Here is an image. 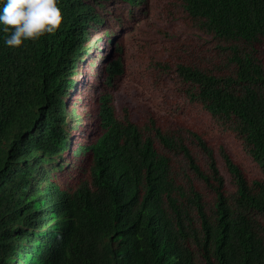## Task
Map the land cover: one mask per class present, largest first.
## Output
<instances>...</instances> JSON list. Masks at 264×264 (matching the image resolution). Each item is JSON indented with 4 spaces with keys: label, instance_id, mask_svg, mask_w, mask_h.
Here are the masks:
<instances>
[{
    "label": "trees",
    "instance_id": "trees-1",
    "mask_svg": "<svg viewBox=\"0 0 264 264\" xmlns=\"http://www.w3.org/2000/svg\"><path fill=\"white\" fill-rule=\"evenodd\" d=\"M58 5L0 32V264H264V0Z\"/></svg>",
    "mask_w": 264,
    "mask_h": 264
},
{
    "label": "clouds",
    "instance_id": "clouds-1",
    "mask_svg": "<svg viewBox=\"0 0 264 264\" xmlns=\"http://www.w3.org/2000/svg\"><path fill=\"white\" fill-rule=\"evenodd\" d=\"M58 0H0V32L9 47L54 33L62 23Z\"/></svg>",
    "mask_w": 264,
    "mask_h": 264
},
{
    "label": "rangeland",
    "instance_id": "rangeland-1",
    "mask_svg": "<svg viewBox=\"0 0 264 264\" xmlns=\"http://www.w3.org/2000/svg\"><path fill=\"white\" fill-rule=\"evenodd\" d=\"M77 79H80V76H77ZM76 132V131H75ZM230 146L232 147V149L236 148V143L230 141ZM77 166L76 163H71V169L70 171L68 170V167H66L64 170H56L54 171V175L56 176L57 180H59L60 182L67 180V178L70 175V172H73V168Z\"/></svg>",
    "mask_w": 264,
    "mask_h": 264
}]
</instances>
